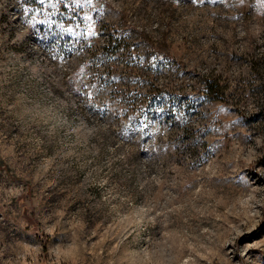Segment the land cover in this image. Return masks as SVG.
<instances>
[{
    "label": "rangeland",
    "instance_id": "obj_1",
    "mask_svg": "<svg viewBox=\"0 0 264 264\" xmlns=\"http://www.w3.org/2000/svg\"><path fill=\"white\" fill-rule=\"evenodd\" d=\"M0 264H264V0H0Z\"/></svg>",
    "mask_w": 264,
    "mask_h": 264
},
{
    "label": "trees",
    "instance_id": "obj_2",
    "mask_svg": "<svg viewBox=\"0 0 264 264\" xmlns=\"http://www.w3.org/2000/svg\"><path fill=\"white\" fill-rule=\"evenodd\" d=\"M206 89L208 91V97H210L214 101L219 98V94L222 91V89L218 85L215 86V81L207 83Z\"/></svg>",
    "mask_w": 264,
    "mask_h": 264
},
{
    "label": "snow or ice",
    "instance_id": "obj_3",
    "mask_svg": "<svg viewBox=\"0 0 264 264\" xmlns=\"http://www.w3.org/2000/svg\"><path fill=\"white\" fill-rule=\"evenodd\" d=\"M39 3L44 4L45 3V0H39ZM87 3L88 4H91L92 3V0H87Z\"/></svg>",
    "mask_w": 264,
    "mask_h": 264
}]
</instances>
